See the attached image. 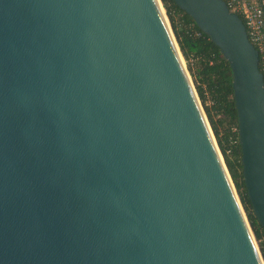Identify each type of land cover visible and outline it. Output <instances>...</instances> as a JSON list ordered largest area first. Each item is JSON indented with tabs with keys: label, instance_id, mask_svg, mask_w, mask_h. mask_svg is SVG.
<instances>
[{
	"label": "water",
	"instance_id": "1",
	"mask_svg": "<svg viewBox=\"0 0 264 264\" xmlns=\"http://www.w3.org/2000/svg\"><path fill=\"white\" fill-rule=\"evenodd\" d=\"M174 1L230 66L264 228L259 51ZM0 264H264L162 0H0Z\"/></svg>",
	"mask_w": 264,
	"mask_h": 264
},
{
	"label": "trees",
	"instance_id": "2",
	"mask_svg": "<svg viewBox=\"0 0 264 264\" xmlns=\"http://www.w3.org/2000/svg\"><path fill=\"white\" fill-rule=\"evenodd\" d=\"M162 1L264 257V228L252 210L242 173L230 66L189 14L174 0Z\"/></svg>",
	"mask_w": 264,
	"mask_h": 264
},
{
	"label": "built area",
	"instance_id": "3",
	"mask_svg": "<svg viewBox=\"0 0 264 264\" xmlns=\"http://www.w3.org/2000/svg\"><path fill=\"white\" fill-rule=\"evenodd\" d=\"M231 11L243 20L250 41L259 51L264 74V0H224Z\"/></svg>",
	"mask_w": 264,
	"mask_h": 264
},
{
	"label": "rangeland",
	"instance_id": "4",
	"mask_svg": "<svg viewBox=\"0 0 264 264\" xmlns=\"http://www.w3.org/2000/svg\"><path fill=\"white\" fill-rule=\"evenodd\" d=\"M186 64H187V62H186ZM188 66V65H187ZM190 74H191V72H190ZM192 76V75H191ZM193 78V77H192ZM194 81V80H193ZM196 86V85H195ZM203 104V103H202ZM209 104H211L209 101H207V105H209ZM203 107H204V109H205V106L203 105ZM258 241V240H257ZM258 243H259V241H258ZM260 245V244H259Z\"/></svg>",
	"mask_w": 264,
	"mask_h": 264
}]
</instances>
